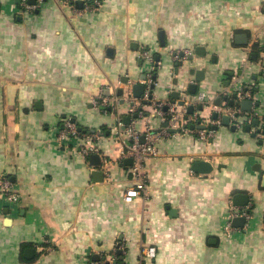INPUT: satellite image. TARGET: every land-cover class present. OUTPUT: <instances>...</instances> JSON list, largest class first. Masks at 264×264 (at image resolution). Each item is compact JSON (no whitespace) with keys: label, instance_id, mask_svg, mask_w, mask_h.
<instances>
[{"label":"crops","instance_id":"obj_1","mask_svg":"<svg viewBox=\"0 0 264 264\" xmlns=\"http://www.w3.org/2000/svg\"><path fill=\"white\" fill-rule=\"evenodd\" d=\"M31 1L0 0V178L16 198L0 191V264H264V0ZM148 72L143 101L132 86ZM183 99L211 137L163 127L156 103ZM67 118L98 134V151L59 137ZM131 125L156 132L157 153L129 200ZM233 209L249 211L244 224ZM147 245L157 253L145 261Z\"/></svg>","mask_w":264,"mask_h":264},{"label":"built area","instance_id":"obj_2","mask_svg":"<svg viewBox=\"0 0 264 264\" xmlns=\"http://www.w3.org/2000/svg\"><path fill=\"white\" fill-rule=\"evenodd\" d=\"M21 4L25 7H31V5H28L25 3V0H21ZM99 6L98 0H91V3L87 4L86 8H92L96 9ZM76 12H80V9H75ZM142 55L145 57H149V53L147 50L142 51ZM183 56L190 55V52H182V54L175 53V58L179 59ZM147 77L145 79L147 87L150 86L151 83H153L152 74L148 72ZM150 89L147 88V90L144 92V95L142 96V100H149V95L151 94ZM131 96L130 91L128 92ZM239 95L244 97H250V93L248 91V88H245L244 90H241L239 92ZM204 99V95H200L195 98V102H202ZM95 102H98V100H95ZM191 102L188 103L186 100L183 99V103L179 104V102H164L162 103H156L158 108V114L161 116V118L166 119L168 122V127L174 128L175 131L179 132H191L195 131L197 132L199 138L206 140L209 137L212 136L213 132L210 129V126L206 124V122H202L196 114H190L187 110L188 105ZM104 104V103H102ZM164 109V110H162ZM131 111H136L137 114H141V110H137V107H135L134 102L132 101V107ZM232 116H234V112H230ZM251 115L247 117V120H250ZM205 125V128H199L196 127L197 125ZM125 132L127 136L130 138L129 142L126 144L125 149L122 151V156L124 158H131L132 164L129 169L132 178L136 182V186L130 187L126 192V199H131L132 194H141V191H145V184H146V175L144 171L145 162L152 156L156 155L157 151L155 148V138H156V132L152 129L146 128L145 132H141L140 130L136 129L134 125L125 127ZM168 130V129H167ZM67 136H75L80 137L78 142L75 144L78 147V150L83 155H88L90 152H96L98 151V145L95 141L98 138V134L95 132H83V134L80 136V131L78 130V127L75 123V121L71 120L70 118H67L63 121V128L59 133L60 138H67ZM144 136L143 141H141V137ZM0 191L3 192L5 199L8 202L14 201L15 194L12 192V185L9 179L7 178H0ZM233 215L240 214L242 216H245L248 218L249 211L246 210H237L233 209L232 212ZM230 227V223L227 225V228ZM157 253L156 247L154 245H147L142 250V257L145 261L152 260L155 258ZM143 261V260H142ZM92 264H111V260H107L106 258H103L101 262L99 263H92Z\"/></svg>","mask_w":264,"mask_h":264},{"label":"water","instance_id":"obj_3","mask_svg":"<svg viewBox=\"0 0 264 264\" xmlns=\"http://www.w3.org/2000/svg\"><path fill=\"white\" fill-rule=\"evenodd\" d=\"M30 1H31V0H30ZM31 2H32V1H31ZM76 3H77V4H80V0H76ZM198 52H200V51H198ZM192 58H193V55H192V54H190V55L187 56V59L190 60V61L192 60ZM157 59H158V56H157ZM263 62H264V61H263ZM180 65H181V63L178 62V61L175 63V66H176V67H175V70H176V71L179 69L178 67H179ZM193 71H195L194 68H189V71H188V72H189V73H192ZM197 73H199V71H197ZM146 77H147L146 74H145V75H142V76H141V79H142V80H145ZM152 78L155 79V78H156V74H153V75H152ZM197 80H201V78L198 76V77H197ZM145 87H146V84H143V83H135V84H133V86H132V92H133V95H134L135 97H140V96L143 94V92L145 91ZM153 87H154V84L151 83V84H150V88H153ZM192 87H193V86H190V89H191ZM174 94H175V95H178V92L174 91ZM149 97L151 98V97H152V94H150ZM232 97H233V98H236V97H237V93L234 92V93L232 94ZM145 101H146V100H145ZM182 103H183V100H179V104H182ZM230 103H232V102H230ZM240 103H241V106H242V110H243V111H246V112L251 111V105H252V103H253V101H252L251 99H247L246 97H244L243 99H240ZM257 103H258V102H256L255 104H257ZM193 108H194L193 105H189L188 108H187L188 112H192V111H193ZM199 108L201 109L202 107L200 106ZM134 116H137V113H136ZM214 116L216 117V116H217V113H214ZM234 116H235V117L239 116V113H238V112H235ZM231 117H232V116H231L230 114H227V113H226V114H221V122H222L223 124L230 125L231 129H234V128H235V121H236V120H233V123H234V124H230ZM129 120H130V118H129L128 116H126V117L124 118V121H125V122H129ZM236 122H237V121H236ZM253 123H254V124H258L259 121H258L257 119H254V120H253ZM163 127H167V129H168L169 131H171V132H174V131H175L174 128H169V127H168V122H167V121L163 123ZM196 127H199V128H205V125H197ZM245 128H246V130H250L251 125H250V124H246V125H245ZM81 129H82L81 127H78V130H81ZM214 129H217V126H214ZM260 130H261V127L259 128L258 131H260ZM262 133H264V125H263V127H262ZM253 135H254V134H253ZM143 139H144V136L141 137V141H143ZM90 157H91V158H94V159L96 160V164H99V154H98V153H92V154L90 155ZM131 161H132L131 158H129V159L126 160V162H131ZM192 168H193L194 170H196V171H200V172H208V171L211 170V166H210V164H209L208 162L204 161V160L195 161V162L193 163ZM94 173L99 174L100 172L97 171V172H94ZM263 180H264V175H263ZM237 197H238V196H236L235 198H237ZM232 221H233V223H234V222H238V224H239V223H240V224H244V223H245V217H242V216H236V217H234V218L232 219ZM119 252H120V250H119ZM32 254H33V249H32V248H28V249L25 250V256H26V257H31Z\"/></svg>","mask_w":264,"mask_h":264},{"label":"trees","instance_id":"obj_4","mask_svg":"<svg viewBox=\"0 0 264 264\" xmlns=\"http://www.w3.org/2000/svg\"><path fill=\"white\" fill-rule=\"evenodd\" d=\"M254 89H255V88H253V92H254Z\"/></svg>","mask_w":264,"mask_h":264}]
</instances>
